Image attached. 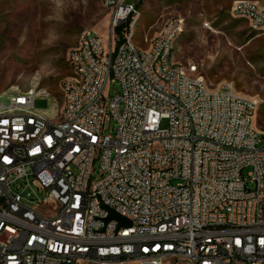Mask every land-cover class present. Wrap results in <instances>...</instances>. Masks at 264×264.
<instances>
[{"label": "built area", "instance_id": "2783aa9c", "mask_svg": "<svg viewBox=\"0 0 264 264\" xmlns=\"http://www.w3.org/2000/svg\"><path fill=\"white\" fill-rule=\"evenodd\" d=\"M101 3L110 44L86 32L68 51L62 107L45 90L0 93V264H264L257 102L177 62L181 19L141 49L136 1ZM231 14L264 31L257 2Z\"/></svg>", "mask_w": 264, "mask_h": 264}, {"label": "rangeland", "instance_id": "374dc122", "mask_svg": "<svg viewBox=\"0 0 264 264\" xmlns=\"http://www.w3.org/2000/svg\"><path fill=\"white\" fill-rule=\"evenodd\" d=\"M236 1L136 0L134 42L147 49L148 41L170 19H181L183 32L174 43L177 62L198 65L211 89L230 84L239 96L256 101L254 122L264 131V31L231 14ZM251 1L264 7V0ZM108 20L101 0H0V93L45 90L62 107L63 86L72 74L68 51L86 32H95L108 47ZM119 88L111 86L108 93ZM43 106L49 116L59 119L60 110L52 100ZM110 125L114 134L117 123ZM166 126L164 121L162 127ZM98 168L99 163L96 178ZM250 170L244 169L243 175L247 177Z\"/></svg>", "mask_w": 264, "mask_h": 264}, {"label": "water", "instance_id": "95a60500", "mask_svg": "<svg viewBox=\"0 0 264 264\" xmlns=\"http://www.w3.org/2000/svg\"><path fill=\"white\" fill-rule=\"evenodd\" d=\"M109 220H117L119 222L120 225L122 226H129L130 222L121 217L119 214L115 213L114 211H111L110 216H109Z\"/></svg>", "mask_w": 264, "mask_h": 264}, {"label": "trees", "instance_id": "16d2710c", "mask_svg": "<svg viewBox=\"0 0 264 264\" xmlns=\"http://www.w3.org/2000/svg\"><path fill=\"white\" fill-rule=\"evenodd\" d=\"M121 31H122V30L120 29V30H119V33H120Z\"/></svg>", "mask_w": 264, "mask_h": 264}, {"label": "crops", "instance_id": "0c3cea01", "mask_svg": "<svg viewBox=\"0 0 264 264\" xmlns=\"http://www.w3.org/2000/svg\"><path fill=\"white\" fill-rule=\"evenodd\" d=\"M136 1V0H135Z\"/></svg>", "mask_w": 264, "mask_h": 264}]
</instances>
